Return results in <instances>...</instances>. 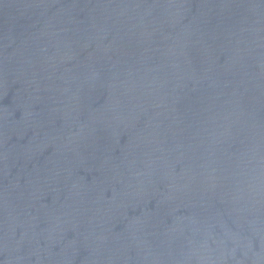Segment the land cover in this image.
I'll return each mask as SVG.
<instances>
[{
	"label": "water",
	"instance_id": "1",
	"mask_svg": "<svg viewBox=\"0 0 264 264\" xmlns=\"http://www.w3.org/2000/svg\"><path fill=\"white\" fill-rule=\"evenodd\" d=\"M0 264H264V0H0Z\"/></svg>",
	"mask_w": 264,
	"mask_h": 264
}]
</instances>
